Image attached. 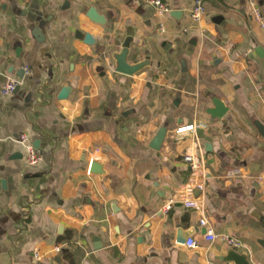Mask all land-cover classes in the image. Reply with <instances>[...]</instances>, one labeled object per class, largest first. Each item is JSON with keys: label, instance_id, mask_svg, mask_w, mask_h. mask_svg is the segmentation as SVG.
<instances>
[{"label": "crops", "instance_id": "crops-1", "mask_svg": "<svg viewBox=\"0 0 264 264\" xmlns=\"http://www.w3.org/2000/svg\"><path fill=\"white\" fill-rule=\"evenodd\" d=\"M195 1L165 0L171 11L159 15L137 0H0V264L229 263L233 247L202 241L200 211H162L190 176L185 154L200 147L209 178L195 195L211 227L264 264V137L255 124L264 125V0H203L199 22ZM92 7L105 24L89 18ZM129 33V61L152 62L134 76L116 72L113 57ZM9 80L19 89L4 95ZM64 86L73 91L61 100ZM213 97L229 107L223 118L207 111ZM22 135L41 152L38 165L28 164ZM93 159L103 176L90 173ZM180 230L196 246L179 243Z\"/></svg>", "mask_w": 264, "mask_h": 264}, {"label": "built area", "instance_id": "built-area-1", "mask_svg": "<svg viewBox=\"0 0 264 264\" xmlns=\"http://www.w3.org/2000/svg\"><path fill=\"white\" fill-rule=\"evenodd\" d=\"M143 1L147 4L153 5L157 9V13L159 15L169 13L171 8L168 4L165 3V0H137ZM207 10L203 3V0H196L193 8L191 9V18L194 22H199L203 19L206 15ZM253 14L255 18L262 22V16L257 9L253 10ZM264 25V24H263ZM27 73L28 70H26ZM19 85V81L17 80H9L4 88L3 94L9 95L13 93L17 86ZM199 125L196 123L184 125L179 128L180 131H195ZM20 142L25 146L26 149V160L29 165H38L42 160L43 156L41 152L30 142V139L27 135H22L20 137ZM199 153H192L188 151L184 156V161L190 167V176L188 180L177 187L174 191L172 197L168 200V202L164 205L162 211L168 212L170 211L173 206L176 204H182L187 208L195 209L200 211L203 216L200 219V226L205 228V233L202 235V241L204 242H213L215 240H220L226 243L227 245L233 248H240L243 246V243L240 239L233 235L224 234V233H216L213 228L211 227L207 216L205 215V205L203 199H200L195 195L197 191H204L207 182H208V172L205 164V159L201 153V147L198 148ZM189 247H194L197 244L195 238H189L186 243ZM56 252H61L62 247L57 246L55 248ZM37 260H42V256L39 252H35L34 254ZM227 264H234V263H227Z\"/></svg>", "mask_w": 264, "mask_h": 264}, {"label": "water", "instance_id": "water-1", "mask_svg": "<svg viewBox=\"0 0 264 264\" xmlns=\"http://www.w3.org/2000/svg\"><path fill=\"white\" fill-rule=\"evenodd\" d=\"M87 14L91 20H93L97 23H100V24L106 23L105 16L101 15L97 11V9L94 7L90 8L89 11L87 12ZM171 14L173 16L179 18V17H181L182 12L181 11H173ZM33 35L37 39H40L42 37L41 29L35 28L33 30ZM78 35H79V33H78ZM79 37L80 38L84 37V40L89 44L95 43V39L89 33H87L85 36L80 34ZM132 42H133V36L131 33H129L122 42V48H121L120 52L115 53L113 55L115 62H116L115 71L120 73V74H124V75H128V76H134L137 73L144 70L146 67L152 65L151 58L149 55L142 61H138L135 63H131L129 61ZM181 64L185 68L186 61L182 60ZM18 75H19V77L23 78L25 75V71L24 70L19 71ZM18 89H19V87H18ZM72 91H73V88L71 86H64L61 89V91L59 92L58 98L61 100L68 99L70 97ZM212 102H213V107H211L207 110L208 113L213 118H223L226 115V113L229 111V107L226 105V103L223 100H221L218 97H213ZM0 104H1V99H0ZM255 124H256L259 132L261 133V135L264 137V125L259 121H256ZM167 127H168V124H165L160 128V130L158 131V133L156 134V136L153 138V140L150 143L151 148H153L155 150H160L162 148V145L164 143V140H165V137L167 134ZM103 163L104 162L102 160L93 159L91 161V165H90V173L103 176L105 173L104 168H103ZM259 219L264 223V216H262V215L259 216ZM205 231L206 230H204V233H205ZM191 233H192L191 231L183 233L180 230L177 241L179 243L186 242ZM92 238H93V242L95 244V248L97 250L101 249L103 247L101 236L93 235ZM260 243L264 246V240H260ZM55 259L58 261H61L62 255L59 254ZM224 259L227 262L234 263V264H252L251 261L249 260V256L247 254L239 253L233 248L229 250L227 256L224 257Z\"/></svg>", "mask_w": 264, "mask_h": 264}, {"label": "trees", "instance_id": "trees-1", "mask_svg": "<svg viewBox=\"0 0 264 264\" xmlns=\"http://www.w3.org/2000/svg\"><path fill=\"white\" fill-rule=\"evenodd\" d=\"M64 240H67V241L70 240V236H67V239H64Z\"/></svg>", "mask_w": 264, "mask_h": 264}]
</instances>
